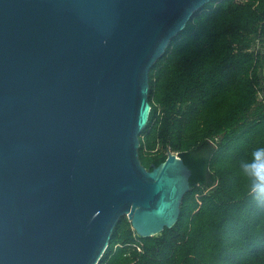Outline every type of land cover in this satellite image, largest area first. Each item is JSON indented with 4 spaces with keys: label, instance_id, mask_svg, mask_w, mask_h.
<instances>
[{
    "label": "water",
    "instance_id": "water-1",
    "mask_svg": "<svg viewBox=\"0 0 264 264\" xmlns=\"http://www.w3.org/2000/svg\"><path fill=\"white\" fill-rule=\"evenodd\" d=\"M212 0H0V264H98L127 216L172 228L177 153L140 159L150 71Z\"/></svg>",
    "mask_w": 264,
    "mask_h": 264
},
{
    "label": "trees",
    "instance_id": "trees-1",
    "mask_svg": "<svg viewBox=\"0 0 264 264\" xmlns=\"http://www.w3.org/2000/svg\"><path fill=\"white\" fill-rule=\"evenodd\" d=\"M263 50L264 0H212L171 40L150 71L140 159L152 170L178 153L191 190L158 235L139 236L122 216L98 264H264V205L239 170L264 147Z\"/></svg>",
    "mask_w": 264,
    "mask_h": 264
},
{
    "label": "clouds",
    "instance_id": "clouds-1",
    "mask_svg": "<svg viewBox=\"0 0 264 264\" xmlns=\"http://www.w3.org/2000/svg\"><path fill=\"white\" fill-rule=\"evenodd\" d=\"M239 170L247 181L249 197L258 206L264 205V147L254 148L250 159H242Z\"/></svg>",
    "mask_w": 264,
    "mask_h": 264
},
{
    "label": "built area",
    "instance_id": "built-area-1",
    "mask_svg": "<svg viewBox=\"0 0 264 264\" xmlns=\"http://www.w3.org/2000/svg\"><path fill=\"white\" fill-rule=\"evenodd\" d=\"M259 40H257V44H258V46H259ZM258 100L260 101V102H262L263 104H264V88H262V89H260V91H259V93H258ZM160 110L158 111V113H157V116H160ZM155 122V121H154ZM213 142V141H212ZM213 144H214V142H213ZM215 145V144H214ZM215 147H217L216 145H215ZM177 155H179L178 153H177ZM138 250L139 251H142V248L141 247H139L138 246Z\"/></svg>",
    "mask_w": 264,
    "mask_h": 264
},
{
    "label": "rangeland",
    "instance_id": "rangeland-1",
    "mask_svg": "<svg viewBox=\"0 0 264 264\" xmlns=\"http://www.w3.org/2000/svg\"><path fill=\"white\" fill-rule=\"evenodd\" d=\"M264 51V50H263Z\"/></svg>",
    "mask_w": 264,
    "mask_h": 264
}]
</instances>
